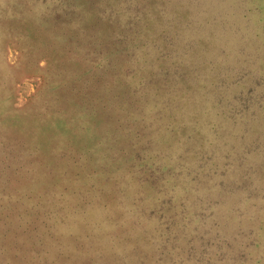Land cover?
Here are the masks:
<instances>
[{"label":"rangeland","instance_id":"obj_1","mask_svg":"<svg viewBox=\"0 0 264 264\" xmlns=\"http://www.w3.org/2000/svg\"><path fill=\"white\" fill-rule=\"evenodd\" d=\"M0 264H264V0H0Z\"/></svg>","mask_w":264,"mask_h":264}]
</instances>
